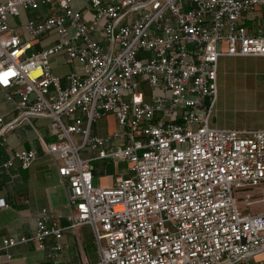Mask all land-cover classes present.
I'll return each instance as SVG.
<instances>
[{"label":"built area","instance_id":"1","mask_svg":"<svg viewBox=\"0 0 264 264\" xmlns=\"http://www.w3.org/2000/svg\"><path fill=\"white\" fill-rule=\"evenodd\" d=\"M6 0L0 4V88L17 116L0 110V146L34 117L51 118L58 171L67 184L70 225L44 208L31 238L40 248L66 229L91 225L95 264H236L264 250V129L211 125L221 56H264V0ZM50 5L43 20L24 23L37 39L58 41L35 54L10 21ZM79 68L65 77L51 58ZM113 114L119 129L93 134ZM90 151L91 157L83 152ZM38 152L14 151L30 168ZM125 162L112 186L95 182L91 162ZM5 202L0 208L8 207ZM5 238L0 258L22 241ZM5 252V253H4Z\"/></svg>","mask_w":264,"mask_h":264},{"label":"crops","instance_id":"2","mask_svg":"<svg viewBox=\"0 0 264 264\" xmlns=\"http://www.w3.org/2000/svg\"><path fill=\"white\" fill-rule=\"evenodd\" d=\"M6 0H0V4ZM109 1V0H105ZM76 9L82 11L87 19L93 16L92 5L84 0H73ZM50 14V5L43 4L36 10H23L19 16H10V23L23 34L22 27L30 19L43 20ZM24 40L30 43L28 54L39 53L58 41L55 32L31 39L23 34ZM264 56H230L224 55L219 59L218 66V96L211 115V125L217 128L251 130L264 129V73L259 71L251 73L249 63L252 59ZM54 74L65 77L70 72L78 69L79 63L71 60L66 54H57L51 58ZM251 64V63H250ZM255 71V70H254ZM243 78L241 86L230 83L232 79ZM229 96L255 100L261 104L253 113V121L241 119L240 113L230 115L225 109ZM0 110L11 121L18 114L13 106L6 100V90L0 88ZM234 118V119H233ZM48 116L34 117L31 122H23L7 134L6 145L0 146V203L5 202L8 207L0 208V247L5 238H16L22 241L10 248L12 259L5 256L0 258V264H95L98 260V252L90 248L94 240L91 225H82L75 233L66 229L60 242L62 250L59 259L55 261L48 255L56 238L50 236L46 239L45 248H40L32 240L36 230V220L39 213L48 209L63 227L70 225L69 215L72 208L68 205L67 184L62 182L58 171L60 163L57 154L47 152V144L56 141V136L51 132ZM119 129L116 117L113 114L98 120L93 126V134L106 136ZM38 152V158L30 168H23L18 160L6 167L7 162L14 151L31 150ZM90 151H84V157H91ZM116 165L104 162L103 167H93L95 182L99 186L109 187L114 184L115 175L124 169ZM5 253V252H4ZM236 264H264V250Z\"/></svg>","mask_w":264,"mask_h":264},{"label":"rangeland","instance_id":"3","mask_svg":"<svg viewBox=\"0 0 264 264\" xmlns=\"http://www.w3.org/2000/svg\"><path fill=\"white\" fill-rule=\"evenodd\" d=\"M250 63H249V67L247 65H243L244 67L249 69L248 71H250L251 73H256V70H257V71H259L260 75L262 73H264V59L263 58L252 59L250 61ZM230 83H237L241 86V84L244 83V79L237 77L236 79H232L230 81ZM260 106H261V104L255 100L249 101L248 99L229 96L227 98L225 109L227 110V112H229V114L231 116L235 115L236 111H238L240 114L238 116H234V117H236V118L241 117V119L253 121L255 118L252 115L254 112H256L258 110V108H260ZM107 162H109V164L116 165L113 161H107ZM91 165L93 167H103L104 161H98V160L93 161V162H91ZM123 167L126 168L127 164L125 162L119 161L118 168L121 169ZM251 210L252 211L264 210V203L256 204V205L252 206ZM90 248L93 252H95V251L98 252L97 245L95 244L94 241L92 242Z\"/></svg>","mask_w":264,"mask_h":264}]
</instances>
